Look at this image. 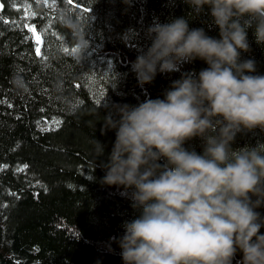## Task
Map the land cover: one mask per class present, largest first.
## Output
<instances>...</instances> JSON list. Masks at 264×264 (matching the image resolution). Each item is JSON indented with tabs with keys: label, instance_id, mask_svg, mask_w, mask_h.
Returning <instances> with one entry per match:
<instances>
[{
	"label": "trees",
	"instance_id": "obj_1",
	"mask_svg": "<svg viewBox=\"0 0 264 264\" xmlns=\"http://www.w3.org/2000/svg\"><path fill=\"white\" fill-rule=\"evenodd\" d=\"M61 8L84 28L88 47L79 61L73 36L57 22ZM178 17L218 38L209 16L191 17L184 0H77L75 7L67 0H0V264H122L110 240L139 213L123 189L100 183L99 167L92 173L90 141L105 146L97 163L106 161L115 132L101 135L102 118L113 105L163 98L182 73L207 67L196 60L138 85L131 63L150 45L148 28ZM248 40L251 52L241 58L254 59L256 74L264 75V48L251 31ZM14 78L25 91L13 87ZM257 145H264L260 129L238 134L232 147ZM185 147L202 151L199 139ZM257 211L264 215V207Z\"/></svg>",
	"mask_w": 264,
	"mask_h": 264
},
{
	"label": "clouds",
	"instance_id": "obj_2",
	"mask_svg": "<svg viewBox=\"0 0 264 264\" xmlns=\"http://www.w3.org/2000/svg\"><path fill=\"white\" fill-rule=\"evenodd\" d=\"M184 3L191 17L209 16L218 38L190 28L186 17L155 23L131 71L143 88L196 60L207 67L182 73L163 98L113 105L102 118L101 135L115 132L106 161L97 163L105 146L90 141L92 173L99 167L100 183L123 189L139 213L110 244L122 264H233L237 254L236 264H264V215L257 211L264 207V145L232 147L238 134L264 132V75L254 59L241 58L251 52L249 31L264 48V0ZM57 22L73 36L79 61L88 47L79 18L61 8ZM12 85L26 89L19 78ZM98 109L91 112L96 122ZM193 139L201 152L185 147Z\"/></svg>",
	"mask_w": 264,
	"mask_h": 264
},
{
	"label": "snow or ice",
	"instance_id": "obj_3",
	"mask_svg": "<svg viewBox=\"0 0 264 264\" xmlns=\"http://www.w3.org/2000/svg\"><path fill=\"white\" fill-rule=\"evenodd\" d=\"M67 3H69V4L73 5V7H75L76 3H77V0H67ZM75 51H76V49H73V52H75ZM37 54L38 55L40 54V50L39 49H37Z\"/></svg>",
	"mask_w": 264,
	"mask_h": 264
}]
</instances>
